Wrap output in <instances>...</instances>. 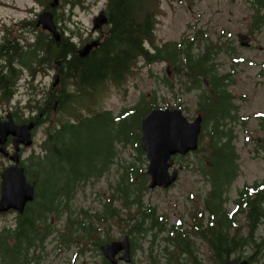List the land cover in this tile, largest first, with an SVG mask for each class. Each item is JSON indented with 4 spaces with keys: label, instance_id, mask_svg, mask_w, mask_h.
<instances>
[{
    "label": "trees",
    "instance_id": "16d2710c",
    "mask_svg": "<svg viewBox=\"0 0 264 264\" xmlns=\"http://www.w3.org/2000/svg\"><path fill=\"white\" fill-rule=\"evenodd\" d=\"M249 1L253 9V26L258 28L264 23V0ZM42 2L59 19V4L52 7L51 0ZM71 2L80 3V0ZM160 4L161 0H107V31L99 45L94 46L87 55H81L77 50L78 44L70 38L72 35L63 37L60 41L49 34L46 39H42L48 61H61L63 92L60 93L59 108L67 109L70 103L74 104L77 93L94 96L108 91L110 83H121L140 58L147 63L169 59L179 70H186L193 81L191 87L202 88L200 76L211 70L207 63L211 62V47L208 46L206 53L197 56L191 53L188 45L182 46L180 50L185 56L181 57L177 53L180 42L157 44L155 38ZM184 64L187 65L186 68ZM227 74L212 73L206 76L207 87L200 93L201 99L198 102V110L205 117L200 145L186 155H176V159L179 157L191 161L186 166L203 176L210 185L205 196L209 210L207 223L203 225L200 222V230L197 232L205 237L219 264H224L235 253H238L235 257H248L252 262L257 259L256 256L264 245V238H257L259 226L264 221V177L253 183H246L238 190L237 196L230 195L233 182L240 172V153L236 143L239 133L235 122L238 120L237 123L246 124L247 120L239 118L235 94L226 87L224 80ZM186 88L189 89L190 85L186 84ZM11 93L12 89H9V94L5 95L7 100H10ZM51 102L45 101L36 107L48 115ZM46 104L48 106L45 108ZM158 106L161 105L151 103L141 107L138 102L124 108L118 115H114L110 109L91 111L87 107L85 113L53 122L40 142L42 151L22 159L28 178L35 180V197L29 201V214L24 215L25 220L20 223L18 233H14L17 239H42L43 233L46 235L49 229L42 230L37 219L46 217V223L49 224L51 214L67 213L69 222L74 223L71 201L76 190L91 180H97L112 168L118 158L119 146H133L143 164L139 165L135 160L123 163L124 171L118 190L124 196L125 204H129L130 200L140 201V193L148 187L150 178L144 164L146 157L142 147L140 122L153 107ZM258 116L264 128V113ZM49 117L50 115L47 119ZM42 121L44 120L40 122ZM101 124L106 128L102 129ZM5 167L6 165L0 169V177ZM131 191L136 193L133 198ZM230 200L234 203L232 208L227 206ZM107 205L110 203L107 202ZM7 212H0V216ZM116 212V208L109 206L108 211H98L94 216L106 219L109 215L117 214ZM137 213L128 219L133 220L128 230V234L133 237L152 228L146 226L147 218L159 230L168 228L164 223H159L154 206L142 211L141 216ZM241 217L245 219V233L242 231L243 224H239ZM97 228L96 221L88 211L81 217H75V232L80 239H91L98 246L111 240V236L104 238L98 234ZM168 229L174 233L170 235V241L174 245V250L170 252L174 255L176 247L185 253L180 252L181 255L175 256L178 264H205L195 251L192 238L186 237V231L176 224ZM10 231L11 229L5 228L0 233V264L13 263L9 253V238L13 235ZM30 232L37 233V236ZM168 237L169 235L164 238ZM132 244L135 251V239H132ZM249 245L254 247V252L245 256L243 251ZM151 256L155 257L153 254ZM169 260L168 264L172 262L171 255ZM107 262L106 259V264ZM130 264L136 263L133 261Z\"/></svg>",
    "mask_w": 264,
    "mask_h": 264
},
{
    "label": "rangeland",
    "instance_id": "374dc122",
    "mask_svg": "<svg viewBox=\"0 0 264 264\" xmlns=\"http://www.w3.org/2000/svg\"><path fill=\"white\" fill-rule=\"evenodd\" d=\"M71 1L60 0L58 21L63 23L69 35L74 36L78 42H85L91 34L94 16L106 8L107 0H80V3L75 4ZM4 2L9 6L5 7ZM43 9L42 0H0V16L6 17L8 21L13 17L35 15ZM158 9L155 38L157 44L180 42L177 53L181 57L185 56L180 50L182 46L188 45L191 53L197 56L206 53L208 46L211 47L209 55L211 62H207L211 70L209 74L204 72V76H200L202 88L191 87L193 81L190 80L186 70H179L169 59L147 63L140 58L126 79L119 84L110 83L108 91L96 93L94 96L77 93L74 104L70 103L67 109L58 107L57 111H52L50 117L41 122L32 145L25 147L26 150L22 152L23 157L42 151L40 142L53 122L85 113L87 107L91 111L110 109L114 115H118L124 108L138 102L141 103V107L158 103L161 106H180L190 118H193L200 107L198 103L201 99L200 93L207 87L206 76L212 73H229L225 80L226 87L235 94L234 101L238 106L236 111L239 118L244 117L247 120L246 124L237 123L238 120L235 122L239 133L236 143L240 153V172L230 192L231 197H235L238 190L246 183H253L264 177V128L258 116L264 113V23L258 28L253 26V9L249 0H161ZM239 32L247 33L252 45L246 47L247 45L241 44L238 40ZM186 67L187 65L184 64V68ZM52 78L53 73L50 72L37 77L33 82V90L49 91ZM186 84L190 85L189 89L186 88ZM26 91V88L22 87L11 100L0 103V114L5 115L12 106L22 115H25L28 109L36 108L33 95ZM56 107L57 105L54 106ZM101 127L106 128L103 124ZM12 147L11 145V150ZM118 149L117 161L108 172H104L97 180H91L90 183L78 187L71 201L74 207L72 218L81 217L88 211L96 221L98 234L100 233L104 238L111 236V239H117L128 233L133 223V220H128L131 215L140 211L137 214L141 216L142 211L150 210V207L154 206L159 223H164L168 228L174 224L178 225L180 229L186 231V237L192 238L194 249L205 264H219L205 237L197 232L200 230V222L203 225L207 223L209 210L206 207L205 196L210 185L203 176L186 166L190 165L191 161L178 157L176 164L181 169L179 178L174 184L166 188L148 186L140 193V201L130 200L129 204H125L124 196L118 190L124 171L123 163L127 164L135 160L141 165L142 161L138 159V152L131 145L119 146ZM10 162L7 156L0 153V169ZM144 164L147 168V157ZM132 191L131 198L136 195ZM107 202L110 203V207L116 208L117 214L109 215L106 219L95 218L96 212L108 211ZM227 206L232 208L233 200H230ZM16 216V213L10 211L0 216V233L5 228L16 227ZM67 217V213H62L61 219L56 216L54 225L64 228ZM239 224H243L242 231L247 232L244 217L240 218ZM146 226L152 228L141 234L135 232L137 235L134 237L130 234L132 239L136 240L132 262L168 264L171 255L173 263L170 264H178L175 256L185 254L184 251L175 247L173 255L170 252L174 250L172 241L164 238L174 233L168 228L159 230L158 226L152 225L150 218H147ZM57 235L56 231L46 238L50 249L54 247V239ZM76 236L81 244L75 243V252H77L75 264L102 263L97 245L94 244L92 255L90 249L93 241ZM257 238L258 240L264 238V221L259 226ZM252 252L254 247L249 245L243 254L246 256ZM151 254L155 257L153 258ZM236 255L238 253L233 254L234 257ZM64 256L66 253L56 256L52 251L41 264H62ZM256 257L257 259L250 264H264V245Z\"/></svg>",
    "mask_w": 264,
    "mask_h": 264
},
{
    "label": "flooded vegetation",
    "instance_id": "af4514ba",
    "mask_svg": "<svg viewBox=\"0 0 264 264\" xmlns=\"http://www.w3.org/2000/svg\"><path fill=\"white\" fill-rule=\"evenodd\" d=\"M3 5L5 7L9 6V4L6 2H4ZM44 9H49V8L44 7ZM54 21L56 24V28L60 34V38L59 39L56 38V40L60 41L63 39V37H69L68 36L69 33L67 32L66 27L63 25V23L61 21H58V19L55 18V16H54ZM106 24L107 23H105L102 27L96 29L92 27L91 34L86 39L85 42H78L74 38V36L70 37L75 40L76 45L78 44L77 50L83 45H85L87 42H90L92 40H97L98 42H101L104 34L107 31ZM48 34L50 36H54L53 32L49 31V29L47 28H44L43 25L39 23V12L32 16L27 15L25 17H19V18L13 17L12 20L10 21H8L6 17L0 16V103L7 101V97L5 95L9 94V89H12L11 98H10L11 100L18 93L19 89L22 87L26 88L27 90L26 93H30L31 95H33L35 104L44 103L45 101H52L50 104L48 103L50 105L49 109H51L48 115L44 114L43 111L39 110L37 107L32 108L31 110L28 109L25 115H22V113H20L18 109H15L12 106V108L8 110L5 115L0 114V118L3 120L6 119L7 114L11 112L16 122H29L33 120L35 122V126L32 130L34 136L36 134V131L40 127L41 124L40 121L47 119V117L51 114L52 111H57L60 100V93L63 92L61 70H60L61 61L59 59L55 61L53 60L48 61V58L45 55V43L42 42V39H46ZM248 39H249V35H248ZM246 47H248V45ZM48 72L53 73L52 83L49 91L43 90V91L35 92L33 90L34 88L33 82L37 79V77L41 76L42 74H46ZM224 80H226V77ZM48 104L45 105V108L48 106ZM56 105L57 107L54 108V106ZM199 112L202 111L198 110V113ZM194 118L195 116L190 119H194ZM242 118L245 119L244 117ZM204 120L205 117L203 114V125H204ZM12 136L13 134H10V137L7 141V145L9 146V149L11 145L13 146L12 147L13 149L12 150L10 149L11 152L14 151ZM24 147L27 146H23V148ZM23 148H22V152H23ZM9 160L11 161L10 158ZM29 180H31V182H33L35 185L34 179H29ZM28 204L29 201L27 202L25 210L23 212H19L16 209L9 210L10 212H14L17 215L16 227L14 229H11L13 235L10 236L9 238V253L13 259L12 264H41L43 259H45L52 251L55 252L56 256H62L63 253H66V256H64L65 259L62 261V264H75V258L77 256V252H75V243H80L79 239L75 234V218L73 219L74 223L72 224L69 222L68 217L67 219H65L64 228H62L65 231L54 225L56 222V216L59 219H61L62 214H51L49 224L46 223V217L38 218L37 220L38 222H40L39 227L42 230L47 228L49 229L46 235L43 233L42 239H34V240L17 239L14 233H18V230L20 229V223L25 220L24 215L29 214L27 210ZM56 231L58 232V235L54 239L55 245L52 249H50L48 246V240H46V238L53 235L54 232ZM30 234L37 236V233L35 232H30ZM130 239H131V246H132L131 253L133 260L134 248H133L131 236ZM168 239L171 240L170 235ZM89 240L93 241L91 239ZM93 242L90 249L92 250L91 252L92 255L94 254L93 250L95 249L94 244L96 245L95 241ZM103 243L104 242H102L99 246L98 245L96 246L98 247L97 249L102 257V263L100 264H106V259L108 260L107 262L108 264L132 263V260L128 262L123 259H118L117 263H112L105 256V254L101 249V245ZM122 253L123 251H120L116 257L118 258V256Z\"/></svg>",
    "mask_w": 264,
    "mask_h": 264
},
{
    "label": "water",
    "instance_id": "95a60500",
    "mask_svg": "<svg viewBox=\"0 0 264 264\" xmlns=\"http://www.w3.org/2000/svg\"><path fill=\"white\" fill-rule=\"evenodd\" d=\"M59 2L60 0H51V6L55 7ZM108 20L106 10L102 9L93 18V28L102 27ZM39 23L53 32L55 38H60L54 21V11L51 8L39 13ZM238 39L243 45H251L245 32H239ZM99 43L97 40L87 42L79 48V52L81 55H87ZM34 126L33 120L16 122L11 112L7 114L6 119L0 118V152L11 159V163L6 165L1 173L0 212L10 209L23 212L27 202L35 197V185L28 179L25 165L22 164V148L34 142L32 131ZM202 127V112L194 119H190L184 109L178 106L153 107L141 118V141L148 159L146 171L150 177L148 182L150 188L158 186L166 188L178 180L181 167L176 164V155H186L199 147ZM10 134H13V152L7 145ZM101 249L112 263H117L118 259L128 262L132 260L129 234L120 239L104 242ZM120 251L123 253L117 258ZM224 264H250V259L229 257Z\"/></svg>",
    "mask_w": 264,
    "mask_h": 264
}]
</instances>
